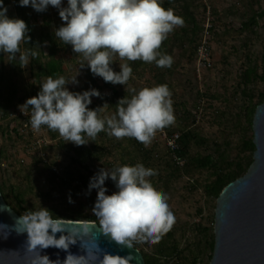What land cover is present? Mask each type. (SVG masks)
Masks as SVG:
<instances>
[{
  "label": "trees",
  "instance_id": "trees-1",
  "mask_svg": "<svg viewBox=\"0 0 264 264\" xmlns=\"http://www.w3.org/2000/svg\"><path fill=\"white\" fill-rule=\"evenodd\" d=\"M50 1L54 14L36 0H0L6 203L28 220L96 221L138 248L145 264H209L216 199L247 172L256 149L264 0H216L202 91L193 86L198 0ZM22 53L28 66L16 71ZM199 99L205 110L196 121ZM32 107L51 142L21 160L13 144L27 138L10 114ZM161 127L179 130L173 152L184 158L181 166L152 136ZM107 188L111 194L101 198ZM112 196L126 197L125 214Z\"/></svg>",
  "mask_w": 264,
  "mask_h": 264
},
{
  "label": "water",
  "instance_id": "water-1",
  "mask_svg": "<svg viewBox=\"0 0 264 264\" xmlns=\"http://www.w3.org/2000/svg\"><path fill=\"white\" fill-rule=\"evenodd\" d=\"M247 172L216 199L209 264H264V101L253 117ZM0 264H145L142 253L96 221L28 220L0 191Z\"/></svg>",
  "mask_w": 264,
  "mask_h": 264
},
{
  "label": "built area",
  "instance_id": "built-area-1",
  "mask_svg": "<svg viewBox=\"0 0 264 264\" xmlns=\"http://www.w3.org/2000/svg\"><path fill=\"white\" fill-rule=\"evenodd\" d=\"M198 1L201 6H203L205 16L204 19L197 25L198 38L195 47L196 59L195 70L193 74L198 89L202 91L206 87V70H208L212 66L211 50L214 47V31L216 27V18L213 10V5L214 3H217V1ZM36 3L50 10L52 14L55 13V9L50 0H36ZM125 22H127V20H125ZM21 61V64L16 66V71H19L20 68L24 69L28 66V61L24 60L23 55L21 56ZM204 110V100L199 99L193 113L196 121L200 120ZM10 115L16 116L19 121L18 131L23 138H27V141L21 143V145L17 143L13 144V149L19 151L21 160H23L24 157L27 156V153L36 152L37 149H39L40 153L43 154V147L45 144L51 142V138L47 135L46 129H44V127L42 126V119L37 112L36 107H32L29 109L21 108L18 111L11 113ZM154 134L158 135L160 139H162L165 143L167 151L169 153L168 158L178 166L184 164V158L173 152V150L177 149L180 146V144L178 143V139L180 136L179 130H171L168 127H161L158 130L154 131Z\"/></svg>",
  "mask_w": 264,
  "mask_h": 264
},
{
  "label": "rangeland",
  "instance_id": "rangeland-1",
  "mask_svg": "<svg viewBox=\"0 0 264 264\" xmlns=\"http://www.w3.org/2000/svg\"><path fill=\"white\" fill-rule=\"evenodd\" d=\"M220 4H221V3H220ZM223 6H224V5H223ZM204 16H205V12H204L203 6H201L200 18H199V22H198V23H200V22L204 19ZM215 18H216V19L218 18L216 13H215ZM21 55H23L24 60H27V59L25 58V56H24L23 53H22ZM218 55H219V52H216V53L214 54V58H215L214 60H215V61H216V59L218 58ZM11 59H12V58H10V60L7 62V65H12V64H13V62H12ZM18 76H19V79H20V84H21V86H25V85H26V78L24 77V74H23L22 72H18ZM72 85H73V84L69 83L68 86H67V88H70ZM195 85H197V83H196L195 80H193V86H194V88L196 89ZM154 131H156V130H152V136H155ZM2 172L4 173L5 170H2ZM107 194H111V189H110V188L104 189V192L102 193V197H101V198H104ZM152 196H153V195H152ZM124 199H126V197H125V198H122V197H118V196H112L111 199H110V204H111V205H117V206L119 205L120 207H122L123 210L120 209L121 214H125V211H126V208H125L124 202H122V200H124ZM132 203H134V202H132ZM131 205H132V206H137L136 203L131 204ZM143 210H144V213H147V212H148V207H147V206L144 207ZM114 217L118 219V216H117L116 213H114ZM127 217H128V216H127ZM128 219H129V222H130V218H129V217H128ZM133 224H134L135 228H137V229H140V228L142 227V222H140V221L137 222V223L134 222ZM128 229H131V227H129ZM134 230H135V229H134Z\"/></svg>",
  "mask_w": 264,
  "mask_h": 264
}]
</instances>
